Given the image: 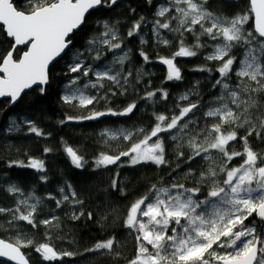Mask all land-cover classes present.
Masks as SVG:
<instances>
[{"label":"snow or ice","instance_id":"snow-or-ice-1","mask_svg":"<svg viewBox=\"0 0 264 264\" xmlns=\"http://www.w3.org/2000/svg\"><path fill=\"white\" fill-rule=\"evenodd\" d=\"M170 2L173 5L171 8L161 7L156 15L164 17L167 12L176 15L166 22L157 20L153 23V37H159L161 29L180 32L181 35L183 32H190L196 43L189 47L181 40L172 58H160V63L167 66L166 78L168 81L182 79L181 70L174 62L176 57H195L198 54L196 49L212 47L213 53L205 58L221 62L218 68L220 78L215 80L214 87L219 86L222 89L215 98L222 101V104L206 111L204 115L216 117L218 122L208 130L197 131L199 122L194 110L198 108V104L191 102L188 106L181 107L178 115L173 114L170 118L163 114L156 115V123L150 130H135L137 134L144 133L141 139L116 155L101 154L94 164L97 169L110 165L119 166L122 158L127 157L132 166L147 163L157 167L167 165L169 161L165 156L166 147L160 134L176 130L170 139L178 141L177 147L181 148L183 144L178 136L187 134V146L190 149L186 157L183 151H179L178 160L185 158L186 162L191 161L202 153L216 150L220 165L193 175L191 186L171 182L167 187H154L155 196L152 200L146 203L148 197L145 196L131 204L125 226L135 231L137 249L129 264H264V231L258 233L255 223L251 226L245 225V221L254 214L264 225V153H256L248 146V136L253 132L257 138L264 139V120L256 117L260 127V131H256L257 124L252 123L250 115L246 114L241 119L240 114L230 107L232 105L241 109L243 105L246 110L255 103L251 93L264 92V0H249L246 13L227 21L213 16L204 7L203 0ZM117 3L118 0H21V6L18 7L14 0H0V33L8 44L7 47H0V98H8V103L14 105L33 86H40L39 90L43 94L44 86L50 81L51 67L63 58L66 50L70 57L64 74L69 76V80L64 85L62 102L88 108L101 100L108 103L110 97H115L117 93L124 95L128 92L132 86L129 78L133 77L132 71L126 68L129 50L123 49V40L115 25L104 21L99 37L88 40V47L83 51H72L73 34L86 23V15L90 10L111 8ZM132 11L135 12V9ZM173 19L176 20L177 27H173ZM250 19L254 23L252 30L247 31L244 26ZM143 20L140 17L127 31L128 38L138 35L141 45L147 42L139 35L140 21ZM196 25L200 26L199 34L194 30ZM201 36L216 43L201 44ZM162 42L168 43L167 40ZM236 47L243 48L244 54L239 69L234 73L240 78V82L233 88L230 86V73L233 71L235 57L230 53ZM109 52L113 53L112 57L101 66L94 67ZM139 55L145 63L149 62V57L143 50H140ZM142 74L147 75L141 69L132 83H139ZM245 78L252 82L251 87L243 83ZM236 89H240V93ZM157 91L163 100H167V91ZM157 91H148L142 98L151 101ZM243 93H247L248 97L242 100ZM187 98L186 93L180 100ZM136 108L137 104L132 102L120 111L108 108L106 111H91L90 115L79 118L67 116L66 120H94L105 115L126 116L132 114ZM261 111L264 112V106H261ZM190 113L193 115L190 116ZM23 123L29 125L30 133L44 135L40 129L32 126L34 122L24 120ZM225 124L229 127L222 131ZM189 125L192 127L189 128ZM244 125H248L246 134L240 137L244 143V151L230 150L229 142L238 138L236 129ZM17 127L16 120H10L8 131L11 132ZM101 136L113 139L119 136L129 140L133 131L104 129ZM201 136L203 139L199 140L198 137ZM65 151L73 166L77 169L83 167V158L73 147L67 146ZM240 156L244 157L243 161L238 166L229 168L228 163ZM20 166L36 171L44 170L43 161L34 158L29 159L27 165ZM41 180L46 181V177H41ZM200 185H206L209 189L202 199L199 198ZM111 186L114 189L117 187L116 179L111 181ZM67 187L69 191L62 195V199L50 197L55 200L57 207L70 199L73 204H82L83 201L77 198V193L71 190V185ZM9 191L18 192L19 189L13 187ZM59 192L64 193L65 189L60 188ZM18 204H27V200L19 201ZM35 210L36 204H32L26 214L19 207L15 210L0 208V213L11 211L15 219L26 221L35 228L37 224L32 218ZM81 215L82 212L79 215L73 214V219H79ZM88 218L91 219V213ZM54 219L57 217L40 223L48 225ZM30 243L27 240L22 242L19 237L14 243L0 239V257H6L15 264H29L21 246ZM113 245L114 240L108 239L97 242L94 249L89 250H112ZM35 251L44 261H56L74 255L73 252H58L48 243L40 244Z\"/></svg>","mask_w":264,"mask_h":264},{"label":"trees","instance_id":"trees-1","mask_svg":"<svg viewBox=\"0 0 264 264\" xmlns=\"http://www.w3.org/2000/svg\"><path fill=\"white\" fill-rule=\"evenodd\" d=\"M164 2L165 0H151L150 3L148 0H126L113 8L103 7L90 14L84 26L73 37L72 51L76 49L83 51L88 47V40L100 36L104 21L115 25L123 40V49L129 50L126 68L133 73V77L129 78L132 86L124 95L117 93L115 97H110L108 103L101 100L88 108L62 102L64 85L69 80V76L64 74L70 57L68 53L51 68L49 85L43 94L39 88L35 89L27 93L15 107H11L6 100L0 102V208L15 210L19 207L21 212L26 214L30 206L18 202L27 200L31 204H36L32 218L37 224L33 228L26 221L15 219L11 211L0 213V237L13 243L16 242L17 237L22 242L30 241L29 245L21 246L30 264H129V261L135 257L137 249L135 231L125 226L131 204L145 196L148 197L146 203L152 200L155 196L154 187H167L171 182L191 186L193 175L206 171L209 167L220 165L216 150L202 153L200 157L191 161L186 162L185 158L178 160L179 151H183L185 157L190 151L187 146L188 135L179 134L178 140L183 147L178 148V141L170 139L176 132L172 130L160 134L166 147L165 156L169 161L167 165L157 167L147 163L132 166L128 163V158L123 157L119 166L110 165L100 169L95 167V159L101 154L116 155L122 150H127L131 143L141 139L144 133L137 134L135 130H150L156 123V115L163 114L170 118L173 114L178 115L179 109L188 106L191 102L198 104V108L194 110L199 122L197 131L208 130L218 122V118L204 115L206 111L220 103L215 98L220 95L221 90L219 86L214 87L215 80L220 78L218 68L221 62L205 58L210 53L208 47L196 49L198 54L195 57H176L174 62L181 70L182 79L168 81L166 78L167 66L160 63V58H172L181 40L189 47L194 45L196 40L192 33L183 30L181 35L180 32L161 29L163 38L153 37L152 24L157 20L163 21L157 17L156 12ZM203 2L209 12L226 20L246 13L249 7V0H203ZM14 3L18 7L21 6V0H14ZM29 6L24 5V7ZM132 9H135V12ZM140 17L144 20L140 21L139 35L147 41L143 45L139 43L138 35L127 37V31L140 20ZM252 26L253 20L250 19L246 25L247 31H251ZM194 30L199 34L200 26H195ZM164 40L168 43H163ZM200 42L201 44L216 43L206 36H201ZM7 46V41L0 33V47ZM140 50L149 57V62L143 61L139 55ZM112 54L107 53L98 63L109 60ZM243 54L244 49L241 47L234 48L230 54L235 57L233 71L230 73L231 84L236 85L240 82V78L234 73L238 70ZM141 69L147 75L142 74L139 83H132L136 73ZM243 83L252 86V82L247 79H244ZM161 89L167 91V100H163L160 92L157 91ZM148 91H157V95L151 101L142 98ZM186 93L188 98L180 100V97ZM243 96L246 99L248 94L243 93ZM251 96L255 103L247 107L240 116L243 119L244 115H250L252 123L257 124L256 117L264 120V112L261 111V106H264V92H254ZM132 102L137 104V108L130 115H105L94 120H66L67 116L79 118L90 115L91 111H106L108 108L120 111ZM12 119L16 120L18 127L9 132L8 127ZM24 120L34 122L32 126L40 129L44 135L36 136L30 133L29 125H25ZM191 127L189 125V128ZM228 127L226 124L223 125L222 131ZM247 127L248 125H244L236 129L238 138L229 142L230 150L244 151V143L240 137L246 134ZM104 129H127L133 131V136L129 140H124L123 137L111 140L107 136H101ZM256 131H260L258 124ZM198 139L202 140L203 137ZM67 146L73 147L83 158L82 168L77 169L71 164L65 151ZM248 146L256 153H264V139L257 138L255 132L248 136ZM45 149L50 151L45 152ZM31 158L43 161L44 170L36 171L20 166L27 165ZM243 159V156L234 158L228 163V167L238 166ZM41 177H46V181H42ZM113 179L117 180L115 189L111 186ZM68 185H71V190L77 193V198L83 203L73 204L70 199L57 207L55 200L50 197L62 199V195L69 191ZM13 187L18 188L19 191H9ZM200 187L199 198L202 199L209 189L206 185ZM60 188H64L65 192L60 193ZM81 212L83 215L79 219H73V214L79 215ZM89 213L91 219L88 218ZM54 216L57 219L51 220L48 225L40 223ZM253 223L260 233L262 223L256 220L255 214L245 221V225L251 226ZM108 239L114 240L112 250H89L94 249L97 242ZM42 243H48L58 252H73L74 255L56 261H44L35 251V248ZM149 250L151 251V246ZM0 264L11 263L0 260Z\"/></svg>","mask_w":264,"mask_h":264},{"label":"rangeland","instance_id":"rangeland-1","mask_svg":"<svg viewBox=\"0 0 264 264\" xmlns=\"http://www.w3.org/2000/svg\"><path fill=\"white\" fill-rule=\"evenodd\" d=\"M173 5L171 4V2H170V0H165V2L163 3V4H161L160 6H159V8H158V11H159V9L161 8V7H165V8H171ZM211 13V12H210ZM212 14V13H211ZM174 15H176V14H174V13H172V12H167V13H165V16L164 17H159V16H157L158 18H160V19H163V21L162 22H166V21H168L169 19H170V17H172V16H174ZM213 15V14H212ZM213 16H215V15H213ZM215 17H217V16H215ZM220 18V17H219ZM221 19H223V18H221ZM223 20H226V19H223ZM227 21V20H226ZM161 22V21H160ZM172 22V24H173V27H177L178 25H177V22H176V20H172L171 21ZM250 22V20L248 21V23ZM247 23V24H248ZM246 24V25H247ZM246 25L244 26L245 27V29H246ZM197 26V25H196ZM208 26V24H207V22H205V27H207ZM195 27V26H194ZM247 30V29H246ZM160 31V36L159 37H156L157 39H160V38H163V33H162V30H159ZM212 44V43H211ZM210 44V45H211ZM209 49H210V53L209 54H211V53H213V51H214V49L212 48V47H208ZM119 51V50H118ZM232 51H233V49H232ZM232 51H231V53H232ZM230 53V54H231ZM85 55H87V53H85ZM113 55V54H112ZM112 57V56H111ZM110 57V58H111ZM242 58H243V55H242ZM242 58H241V60H242ZM240 60V61H241ZM106 61H104V62H101V63H98V62H96L95 64H94V67H99V66H101L102 64H104ZM88 63H92V61H88ZM239 67H240V62H239V65H238V69H239ZM246 79V78H245ZM83 83V81H81V84ZM230 86L231 87H235V85L234 84H231L230 83ZM237 91H238V93H240V89H236ZM221 91H222V89L220 90V93H221ZM64 94V91H63V93H62V95ZM241 99L243 100V99H245L244 98V96H243V94H241ZM220 103L216 106V107H218V106H220V104H222V101H219ZM230 107H233V110L234 111H237L240 115L242 114V112L245 110L244 109V106L243 105H241V109H236L235 108V106H232V105H230ZM110 131H116V130H110ZM108 137V136H107ZM109 139H113V138H111V137H108ZM117 138H121V137H116L115 139H117ZM151 143V142H150ZM26 206H30V205H32L30 202H28L27 201V204H25ZM250 218V217H249ZM256 218V217H255ZM145 220L147 219V218H144ZM257 220V219H256ZM262 231H264V225H262L261 226V229H260V232H262Z\"/></svg>","mask_w":264,"mask_h":264},{"label":"water","instance_id":"water-1","mask_svg":"<svg viewBox=\"0 0 264 264\" xmlns=\"http://www.w3.org/2000/svg\"><path fill=\"white\" fill-rule=\"evenodd\" d=\"M124 1H126V0H118L117 5H115V6H113V7L118 6L120 3L124 2ZM113 7H111V8H113ZM101 8H103V7H100V8H98V9L90 10L89 14L86 15V19L89 17L90 14H92V13L95 12V11L100 10ZM253 23H254V22H253ZM83 26H84V25H82L81 28H82ZM81 28H80L79 30H77V31L73 34V37H74V35H75L76 33H78V32L81 30ZM67 54H68V52H67V50H66V54L63 55V58H62V59H64V58L66 57ZM62 59H60L59 61H61ZM55 64H56V63H54V65H55ZM51 68H52V67H51ZM48 85H49V83H48L46 86H44V88H46ZM38 88H40V86H33L32 89L26 90V92H25L24 94H22L21 98H20V99L14 104V105L10 104L11 107H15V106L21 101V99H22L27 93H30V92H32L33 90L38 89ZM4 100L8 101V98H0V102H1V101H4ZM255 217H256V216H255ZM256 219H257V221H258L259 223H261V221H260L257 217H256ZM0 239H2V238L0 237ZM6 242H8V241H6ZM21 251L23 252L22 249H21ZM23 253H24V252H23ZM26 258H27V257H26ZM0 260H1V261H4V262L11 263V264H15L14 261H9L6 257H0ZM29 264H30V263H29Z\"/></svg>","mask_w":264,"mask_h":264}]
</instances>
